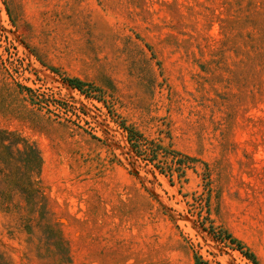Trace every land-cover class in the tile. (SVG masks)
Instances as JSON below:
<instances>
[{"label":"rangeland","instance_id":"1","mask_svg":"<svg viewBox=\"0 0 264 264\" xmlns=\"http://www.w3.org/2000/svg\"><path fill=\"white\" fill-rule=\"evenodd\" d=\"M245 251L264 264V0H0V264Z\"/></svg>","mask_w":264,"mask_h":264},{"label":"trees","instance_id":"2","mask_svg":"<svg viewBox=\"0 0 264 264\" xmlns=\"http://www.w3.org/2000/svg\"><path fill=\"white\" fill-rule=\"evenodd\" d=\"M131 137V136H130ZM131 143H134V142H136L137 140L136 139H133V140H129ZM135 145V144H134ZM136 147V151H138V148H137V146H135ZM155 152H153L152 153V155L154 154ZM244 255L246 256V257H248V258H250L251 259V261L254 263V264H257V262H256V260L254 259V256L250 253V252H248V251H245L244 252ZM199 264L201 263V262H198Z\"/></svg>","mask_w":264,"mask_h":264}]
</instances>
